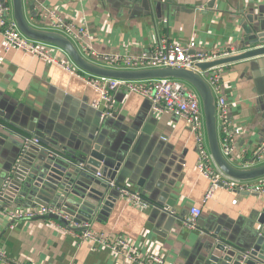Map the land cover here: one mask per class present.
<instances>
[{
	"label": "crops",
	"instance_id": "1",
	"mask_svg": "<svg viewBox=\"0 0 264 264\" xmlns=\"http://www.w3.org/2000/svg\"><path fill=\"white\" fill-rule=\"evenodd\" d=\"M39 2L77 27L83 17L87 44L101 55L137 56L154 48L160 38L236 55L251 48L244 46L252 34L249 22L264 19V0ZM32 7L31 0H24L27 20L44 28ZM7 17L13 19L11 1ZM3 49L0 38V192L21 137H32L23 131L30 128L33 135L48 131L63 138L76 135L74 130H93V144L108 149L112 156L128 148L127 166L123 161L108 192L117 196L116 203L105 220L95 216L89 222L92 231L103 233L109 242L123 239L140 255L153 254L167 264H202L204 243L210 240L206 232L217 230L242 243L258 227L264 192L220 187L209 201L201 202L208 181L196 166V136L182 118L154 113L147 100L121 93L102 121L103 102L84 80L58 64ZM54 55L62 65L72 64L61 50ZM220 79L230 121L239 129L233 157L240 159L264 142V56L222 66ZM118 187L139 194L149 207L132 205L119 195ZM40 205L34 201L7 206L0 201V209L9 210L26 211ZM192 207L201 210L194 229L184 225ZM77 228L73 222L64 226L47 217L11 221L0 212V251L19 264H138L104 244L80 238Z\"/></svg>",
	"mask_w": 264,
	"mask_h": 264
},
{
	"label": "water",
	"instance_id": "2",
	"mask_svg": "<svg viewBox=\"0 0 264 264\" xmlns=\"http://www.w3.org/2000/svg\"><path fill=\"white\" fill-rule=\"evenodd\" d=\"M11 6L12 20L23 36L58 48L66 54L73 66L85 74L133 82L173 79L191 86L199 98L204 139L215 168L223 176L237 182H253L264 178V163L250 168H238L222 154L217 133L216 98L201 74L220 66L263 57L264 19H256L249 22L252 26H247L252 34L244 40V46L250 49L210 62L196 63L195 70L170 67L116 69L85 58L65 34L29 23L25 16L24 0H11ZM100 119L105 121L102 117ZM76 131V135L63 138L48 135V131L46 135H33L30 128L23 131L27 136L35 138L38 144H23L24 137H21L12 170L0 192L1 203L8 206L36 201L43 206H56L66 219L58 215H49L47 218L64 226H68L69 222L88 224L95 216L105 220L117 199L115 195H108L109 182L114 181L122 167L128 148L124 146L121 152L115 151L112 156L108 149L93 144L96 131ZM126 166L127 161L124 163ZM256 223L258 227L242 243L220 235L217 230L212 234L206 232L210 240L204 243L202 264H264V211ZM76 230L82 231L83 228Z\"/></svg>",
	"mask_w": 264,
	"mask_h": 264
},
{
	"label": "built area",
	"instance_id": "3",
	"mask_svg": "<svg viewBox=\"0 0 264 264\" xmlns=\"http://www.w3.org/2000/svg\"><path fill=\"white\" fill-rule=\"evenodd\" d=\"M11 0H0V38L4 42V51L13 49L31 55L45 63L58 64L63 67L70 75L81 78L92 88L103 102L104 112L102 118H107L110 110L115 103V97L119 93L134 95L149 102L150 108L154 113L167 112L178 118H182L189 130L196 136L197 169L200 174L208 181V188L204 193L201 202L209 201L217 188L237 189L241 192H264V178L253 182H237L223 176L216 168L212 169L213 161L209 155L203 130V115L199 98L194 89L188 84L173 80H148V81H121L105 78H98L85 74L75 66H64L59 63L54 55L55 50H59L51 45L29 40L23 36L16 27L12 19L7 17V6ZM32 10L40 21L44 22V28L61 32L68 36L75 43L81 54L90 61L99 65L116 69H144L170 67L179 69L195 70L196 63L210 62L216 59L229 56L228 52L209 50L204 51L197 48L194 42L188 44H176L166 38H160L159 42L146 53L137 56H121L117 54H98L90 49L86 39L88 38L84 18L81 19V26L77 27L72 22L66 21L58 13L45 7L39 0H31ZM222 66L202 72L201 74L211 86L216 98L217 133L222 154L234 166L238 168H250L264 163V142L256 148L251 155L233 157L236 149V139L239 129L232 126L229 117V104L220 94V71ZM23 144H38L35 138H23ZM236 156V155H235ZM100 177V174H97ZM110 188L114 186L109 182ZM119 195L131 202L132 205L140 208H147L148 203L139 194L131 193L121 187L116 188ZM235 200L232 204H235ZM2 215L11 221L17 219L30 220L38 217H48L49 215L60 214L55 206L40 205L29 210H9L0 209ZM201 210L198 207L189 209L188 216L184 225L190 229L197 227L198 218ZM65 218V217H64ZM66 219V218H65ZM52 220V219H49ZM80 231V238L90 240L106 247L116 250L130 261H137L138 264H167L160 257L148 254L140 255L137 250L123 239L108 241L103 233H95L89 223L76 224ZM0 263L19 264L6 258L0 251Z\"/></svg>",
	"mask_w": 264,
	"mask_h": 264
}]
</instances>
